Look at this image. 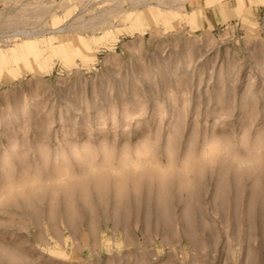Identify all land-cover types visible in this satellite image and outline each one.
<instances>
[{"label":"rangeland","instance_id":"374dc122","mask_svg":"<svg viewBox=\"0 0 264 264\" xmlns=\"http://www.w3.org/2000/svg\"><path fill=\"white\" fill-rule=\"evenodd\" d=\"M0 264H264V0H0Z\"/></svg>","mask_w":264,"mask_h":264}]
</instances>
